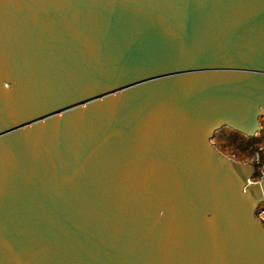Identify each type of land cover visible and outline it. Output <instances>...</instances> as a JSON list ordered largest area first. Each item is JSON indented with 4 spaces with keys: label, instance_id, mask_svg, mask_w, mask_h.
<instances>
[{
    "label": "water",
    "instance_id": "95a60500",
    "mask_svg": "<svg viewBox=\"0 0 264 264\" xmlns=\"http://www.w3.org/2000/svg\"><path fill=\"white\" fill-rule=\"evenodd\" d=\"M262 119L264 0H0V264H264Z\"/></svg>",
    "mask_w": 264,
    "mask_h": 264
},
{
    "label": "rangeland",
    "instance_id": "374dc122",
    "mask_svg": "<svg viewBox=\"0 0 264 264\" xmlns=\"http://www.w3.org/2000/svg\"><path fill=\"white\" fill-rule=\"evenodd\" d=\"M262 127L263 130L254 138H248L239 133H234L229 128H224L216 134L214 142L230 158L252 165L259 171L260 165L256 163L258 154L261 158V164L264 163V119H262ZM257 171L255 181L260 179ZM262 205L264 206V202Z\"/></svg>",
    "mask_w": 264,
    "mask_h": 264
},
{
    "label": "built area",
    "instance_id": "2783aa9c",
    "mask_svg": "<svg viewBox=\"0 0 264 264\" xmlns=\"http://www.w3.org/2000/svg\"><path fill=\"white\" fill-rule=\"evenodd\" d=\"M257 165H260L259 171H257V174L259 175L260 179L259 180H264V163L261 164V158L260 155L258 154L257 156V160H256ZM262 165V166H261ZM255 179V178H254ZM256 216L258 217V219L263 222L264 224V206L261 204H259V206L256 209Z\"/></svg>",
    "mask_w": 264,
    "mask_h": 264
},
{
    "label": "trees",
    "instance_id": "16d2710c",
    "mask_svg": "<svg viewBox=\"0 0 264 264\" xmlns=\"http://www.w3.org/2000/svg\"><path fill=\"white\" fill-rule=\"evenodd\" d=\"M234 133H236V132H234Z\"/></svg>",
    "mask_w": 264,
    "mask_h": 264
}]
</instances>
